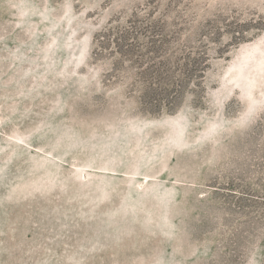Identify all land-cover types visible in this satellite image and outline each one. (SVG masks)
Segmentation results:
<instances>
[{"label":"rangeland","instance_id":"obj_1","mask_svg":"<svg viewBox=\"0 0 264 264\" xmlns=\"http://www.w3.org/2000/svg\"><path fill=\"white\" fill-rule=\"evenodd\" d=\"M0 264H264V0H0Z\"/></svg>","mask_w":264,"mask_h":264},{"label":"trees","instance_id":"obj_2","mask_svg":"<svg viewBox=\"0 0 264 264\" xmlns=\"http://www.w3.org/2000/svg\"><path fill=\"white\" fill-rule=\"evenodd\" d=\"M138 31H139L138 26L134 22H130L129 25L110 26L109 28H106L104 32L101 33L96 39L98 42V50H99L98 52H96V55H99L100 53H103L104 51L108 50L111 45H115V51L117 53L121 54L122 56H124V58L134 63L133 55L138 50V48L140 49L143 47L142 44L139 42V37L137 36V34H139ZM150 42L152 43L151 45L155 44L154 39H151ZM144 46L147 45L144 44ZM120 64L121 63L119 62V60H116L114 66L118 68ZM184 69L188 77H190V75H192L194 71L195 72L199 71L197 73L198 74L197 76L200 77L201 79L205 77V75L203 74L205 70L202 68H198V67L188 68V66H186ZM148 70L149 69L144 70V73H147ZM186 86H187L186 80H184L182 83H178V84L174 83L173 89L171 90V98H173L174 100L172 99L169 100L171 106L170 109H168L169 111H173L174 109H176V106L179 105V102L177 101L182 95V92L184 94V89L186 88ZM168 87H170V84H168ZM166 90L168 91L167 88L164 91ZM157 109H159L158 111H162V108H160V106L158 105L152 106L151 111L156 112Z\"/></svg>","mask_w":264,"mask_h":264}]
</instances>
